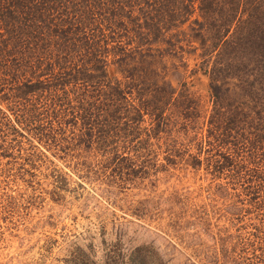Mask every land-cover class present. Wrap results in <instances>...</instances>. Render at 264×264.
I'll return each instance as SVG.
<instances>
[{
  "label": "trees",
  "instance_id": "obj_1",
  "mask_svg": "<svg viewBox=\"0 0 264 264\" xmlns=\"http://www.w3.org/2000/svg\"><path fill=\"white\" fill-rule=\"evenodd\" d=\"M0 172H201L175 225L264 264V0H0Z\"/></svg>",
  "mask_w": 264,
  "mask_h": 264
},
{
  "label": "rangeland",
  "instance_id": "obj_2",
  "mask_svg": "<svg viewBox=\"0 0 264 264\" xmlns=\"http://www.w3.org/2000/svg\"><path fill=\"white\" fill-rule=\"evenodd\" d=\"M120 173L0 172V264H221L219 243L174 221L181 199L206 200L201 172Z\"/></svg>",
  "mask_w": 264,
  "mask_h": 264
}]
</instances>
